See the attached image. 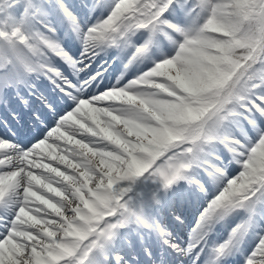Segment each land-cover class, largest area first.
Wrapping results in <instances>:
<instances>
[{
	"label": "snow or ice",
	"instance_id": "1",
	"mask_svg": "<svg viewBox=\"0 0 264 264\" xmlns=\"http://www.w3.org/2000/svg\"><path fill=\"white\" fill-rule=\"evenodd\" d=\"M7 89L0 264H264V0H0Z\"/></svg>",
	"mask_w": 264,
	"mask_h": 264
},
{
	"label": "rangeland",
	"instance_id": "2",
	"mask_svg": "<svg viewBox=\"0 0 264 264\" xmlns=\"http://www.w3.org/2000/svg\"><path fill=\"white\" fill-rule=\"evenodd\" d=\"M68 2L69 3H76V0H68ZM37 84H43L41 81H37L36 82ZM44 85V84H43ZM42 87V86H41ZM38 90H40V91H47V88H46V86H43L41 89H38ZM5 90H3V91H1V93H3ZM25 94V93H24ZM4 99H6V101H7V103L8 104H12L11 105V109H9V108H7L8 110H11V111H13V110H15L16 111V113H17V115L21 112L22 114L24 113V112H22L21 110H20V108L21 109H23V108H25L22 104H20V102H19V100L17 99V97H16V94H15V90H12V91H7V92H5V94L4 95H1ZM27 98V97H26ZM29 99V98H28ZM31 100V99H30ZM32 101V103H33V105H35L36 104V101L35 102H33V100H31ZM1 106H2V108H4V106L5 105H3V104H0ZM25 109H27V108H25ZM8 112H10V111H8ZM2 113V112H1ZM29 132H31V130L29 131ZM203 198L201 197L200 198V201L199 202H195L193 205L195 206V213H192L193 214V218H192V221H191V224L189 225V227L190 226H192V225H194V223H195V219H196V217L199 215V210H200V207H201V205L203 204ZM167 222H169V223H171V219H169V218H167ZM187 224V223H186ZM188 226V225H187Z\"/></svg>",
	"mask_w": 264,
	"mask_h": 264
},
{
	"label": "bare ground",
	"instance_id": "3",
	"mask_svg": "<svg viewBox=\"0 0 264 264\" xmlns=\"http://www.w3.org/2000/svg\"><path fill=\"white\" fill-rule=\"evenodd\" d=\"M12 90H15V89H7V90H5L3 93H1V91H0V96L1 95H4L5 94V92H7V91H12ZM23 91V93H25V96L27 97V98H29V99H31V100H33V102H35V98L34 97H28L27 96V93H26V90H22ZM11 105L12 104H6V106H4V108H2V106L0 105V118H3L4 117V114L8 111V109L7 108H11ZM27 111H29V110H27ZM3 114H2V113ZM3 115V116H2ZM11 123V122H10ZM0 132H1V130H0ZM193 199H190L189 201H187L186 202V205H188V203L190 202V201H192ZM173 210L175 211V213L176 214H181V211L183 210V205H178V206H176V208H173ZM182 216H183V214H181ZM170 217V216H169ZM184 217V216H183Z\"/></svg>",
	"mask_w": 264,
	"mask_h": 264
}]
</instances>
